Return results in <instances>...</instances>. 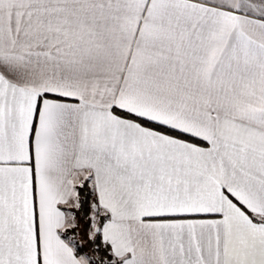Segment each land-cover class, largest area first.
<instances>
[{
  "label": "snow or ice",
  "instance_id": "6c2138e0",
  "mask_svg": "<svg viewBox=\"0 0 264 264\" xmlns=\"http://www.w3.org/2000/svg\"><path fill=\"white\" fill-rule=\"evenodd\" d=\"M0 264H264V0H0Z\"/></svg>",
  "mask_w": 264,
  "mask_h": 264
}]
</instances>
